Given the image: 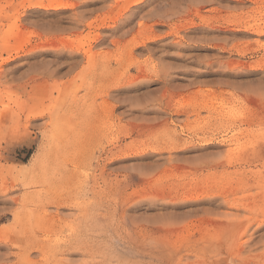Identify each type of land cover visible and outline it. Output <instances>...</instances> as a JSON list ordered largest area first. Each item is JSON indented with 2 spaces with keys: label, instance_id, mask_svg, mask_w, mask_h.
Segmentation results:
<instances>
[{
  "label": "rangeland",
  "instance_id": "rangeland-1",
  "mask_svg": "<svg viewBox=\"0 0 264 264\" xmlns=\"http://www.w3.org/2000/svg\"><path fill=\"white\" fill-rule=\"evenodd\" d=\"M0 264H264V0H0Z\"/></svg>",
  "mask_w": 264,
  "mask_h": 264
}]
</instances>
